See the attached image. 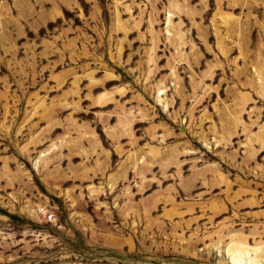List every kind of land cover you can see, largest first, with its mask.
I'll return each mask as SVG.
<instances>
[{
    "label": "rangeland",
    "instance_id": "374dc122",
    "mask_svg": "<svg viewBox=\"0 0 264 264\" xmlns=\"http://www.w3.org/2000/svg\"><path fill=\"white\" fill-rule=\"evenodd\" d=\"M239 243L264 264V0H0V264Z\"/></svg>",
    "mask_w": 264,
    "mask_h": 264
},
{
    "label": "bare ground",
    "instance_id": "6f19581e",
    "mask_svg": "<svg viewBox=\"0 0 264 264\" xmlns=\"http://www.w3.org/2000/svg\"><path fill=\"white\" fill-rule=\"evenodd\" d=\"M244 244H237L234 247L229 248L228 254L233 264H244V257L249 256L248 247H244ZM259 250V249H257Z\"/></svg>",
    "mask_w": 264,
    "mask_h": 264
}]
</instances>
